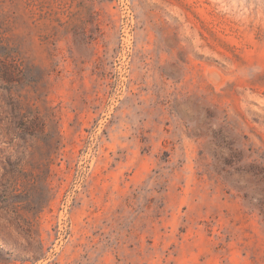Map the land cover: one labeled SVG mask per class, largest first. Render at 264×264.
<instances>
[{"label": "rangeland", "instance_id": "rangeland-1", "mask_svg": "<svg viewBox=\"0 0 264 264\" xmlns=\"http://www.w3.org/2000/svg\"><path fill=\"white\" fill-rule=\"evenodd\" d=\"M0 264H264V0H0Z\"/></svg>", "mask_w": 264, "mask_h": 264}]
</instances>
